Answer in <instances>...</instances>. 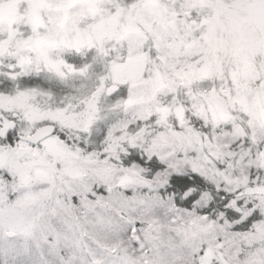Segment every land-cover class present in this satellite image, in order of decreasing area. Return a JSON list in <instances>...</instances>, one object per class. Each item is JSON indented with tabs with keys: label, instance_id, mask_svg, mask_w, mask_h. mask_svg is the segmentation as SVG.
<instances>
[{
	"label": "rangeland",
	"instance_id": "obj_1",
	"mask_svg": "<svg viewBox=\"0 0 264 264\" xmlns=\"http://www.w3.org/2000/svg\"><path fill=\"white\" fill-rule=\"evenodd\" d=\"M95 60L93 88L75 101L50 106L39 87L15 84L0 90V108L69 138L110 129L113 144L128 139L173 165L193 150L223 157L264 124V0H0L1 75L78 77ZM47 144L68 164L80 159L75 144Z\"/></svg>",
	"mask_w": 264,
	"mask_h": 264
},
{
	"label": "snow or ice",
	"instance_id": "obj_2",
	"mask_svg": "<svg viewBox=\"0 0 264 264\" xmlns=\"http://www.w3.org/2000/svg\"><path fill=\"white\" fill-rule=\"evenodd\" d=\"M50 123L38 136L0 115V264H264V124L173 165L110 129L86 140ZM53 138L80 159L48 151Z\"/></svg>",
	"mask_w": 264,
	"mask_h": 264
},
{
	"label": "trees",
	"instance_id": "obj_3",
	"mask_svg": "<svg viewBox=\"0 0 264 264\" xmlns=\"http://www.w3.org/2000/svg\"><path fill=\"white\" fill-rule=\"evenodd\" d=\"M67 59L73 61L76 65L83 63L82 56L77 53H74L73 56H67ZM97 60L89 65L86 73L80 74L78 77L74 74H70L67 78H62L58 75H54L53 73L51 74L49 71L44 69L14 77H7L0 74V90L9 91L15 84L23 87L34 86L39 87L42 91L49 94L46 101L50 106L61 103L65 104L68 101L73 102L79 97L78 95L84 96V92L92 90L96 73L98 72ZM112 95L120 98L124 97L123 92L118 93V91ZM109 104L110 103H104V107H108ZM110 112L111 111L108 110L104 111L103 117L105 116L108 118L110 116ZM111 114L114 116L117 112H111ZM91 133L95 135L97 133L96 129L92 130Z\"/></svg>",
	"mask_w": 264,
	"mask_h": 264
},
{
	"label": "water",
	"instance_id": "obj_4",
	"mask_svg": "<svg viewBox=\"0 0 264 264\" xmlns=\"http://www.w3.org/2000/svg\"><path fill=\"white\" fill-rule=\"evenodd\" d=\"M111 86H109V88H110ZM116 87L114 86V88L113 89H115ZM107 93L109 92V89H107V91H106ZM0 115H2V116H4L3 114H1L0 113ZM5 118H7L6 116H4ZM52 127V124L51 123H44V124H41V125H38L37 126V129H38V131H37V135L38 136H42V135H44L47 131H49L50 130V128Z\"/></svg>",
	"mask_w": 264,
	"mask_h": 264
},
{
	"label": "flooded vegetation",
	"instance_id": "obj_5",
	"mask_svg": "<svg viewBox=\"0 0 264 264\" xmlns=\"http://www.w3.org/2000/svg\"><path fill=\"white\" fill-rule=\"evenodd\" d=\"M1 109V108H0ZM1 114H3L4 116H6L7 118L8 117H11V116H17V113L16 112H12L11 115H8L7 112H5L4 110L3 111H0ZM38 125H36L35 127H37Z\"/></svg>",
	"mask_w": 264,
	"mask_h": 264
}]
</instances>
